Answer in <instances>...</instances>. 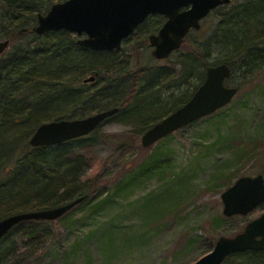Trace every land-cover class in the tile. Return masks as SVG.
Returning a JSON list of instances; mask_svg holds the SVG:
<instances>
[{"label": "rangeland", "instance_id": "obj_1", "mask_svg": "<svg viewBox=\"0 0 264 264\" xmlns=\"http://www.w3.org/2000/svg\"><path fill=\"white\" fill-rule=\"evenodd\" d=\"M243 1L232 0L231 4L238 6ZM4 8V0H0V17L5 13ZM260 12L259 8L253 12L254 17ZM257 19L264 22V12ZM220 20V13L215 12L201 20L198 30L202 38L213 34ZM253 23L256 20L250 25ZM157 24V15H154L140 31L149 32L156 29ZM237 28L232 27L231 32L237 34ZM226 31L222 28L219 37L213 39L212 42L218 40V44L212 43L208 62L232 56L233 48H227L224 43ZM139 32L130 44H125L127 54L131 55L129 67L166 65L165 61L152 59V48L145 44V38L138 40L142 38ZM11 45L10 42L6 50ZM176 57L173 54L171 59ZM90 76L82 77L81 90L95 86V80L84 83ZM195 80L192 79V84L198 82ZM226 84L239 88L230 104L148 148L141 144L142 136L137 134L139 122L134 115L147 111L151 105L145 118L157 117L171 105L172 99L179 100L190 90L167 91L159 85L147 91L146 97L152 98L148 97L147 104L136 106V112L114 114L103 121L97 132L90 134L94 160L84 168L85 176L98 174L100 187L95 189L88 203L82 207L76 205L77 209L68 213L63 221L45 220L33 224L34 229L42 233V242L29 239L22 228L16 231L2 245L8 259L22 264H191L212 250L220 236L233 237L240 233L264 208L228 218L223 214L221 194L241 176L264 175V63L244 76L236 68ZM172 93L175 96L170 99ZM21 130L23 128L12 127L5 136L12 137ZM247 146L253 150H249L247 156L239 154L238 148L244 150ZM159 150L166 164L162 163L159 171L145 175L143 164ZM220 174L228 176L214 186ZM165 191H168L165 206L176 201L179 206L171 215L155 221L153 215L143 211V206L147 199L160 198ZM109 194L112 199L96 206Z\"/></svg>", "mask_w": 264, "mask_h": 264}, {"label": "trees", "instance_id": "obj_2", "mask_svg": "<svg viewBox=\"0 0 264 264\" xmlns=\"http://www.w3.org/2000/svg\"><path fill=\"white\" fill-rule=\"evenodd\" d=\"M55 2L64 0H4L5 13L0 17V38L10 40L12 45L0 56V219L19 212L49 209L87 195L79 203V207H82L102 184L98 174L85 176L84 172V168L94 160L91 157L93 144L90 135L58 145L32 147L29 139L38 125L59 119H81L92 112L115 107L119 108L115 114L129 113L135 108L137 110L141 103L147 104L150 101L148 97H151H146L147 91L159 85L166 87L167 91H179L182 88L190 90L176 101H173L175 94L172 93L170 99L173 102L157 117L145 118L151 105L147 111L134 115L139 122L137 134L142 135L188 102L205 79L209 66L225 62L231 66L232 74L238 68L244 76L264 63V22L257 19L264 12V6H261L264 0H244L238 6L232 5V2L220 5L212 11L220 13V24L209 37L202 38L201 31H192L182 47L173 53L177 55L176 59H171V54L163 60L168 63L166 65H139L134 68L129 67L131 55L127 54L125 44H130V39L138 35L140 29L130 39L124 40L120 51L111 52L84 48L78 44L75 34L67 30L38 35L34 31L38 15L46 13ZM258 8L261 12L254 17L253 12ZM155 15L158 24L151 33L159 30L162 27L159 24L165 22V17ZM252 20H256V23L250 25ZM232 27H238L237 34L231 32ZM222 28L227 30L224 43L227 48H233L232 56L210 63L207 60L209 51L213 44H218V40L212 41L219 37ZM258 30H261L259 39L256 37ZM150 32L140 31L142 38L138 40L145 38L147 42ZM76 51L84 54L77 55ZM66 74L70 75L67 79L63 77ZM90 75L95 76V86L90 90H81L79 82L82 77ZM192 79L198 82L192 84ZM190 86L191 89H188ZM158 96H154V100ZM26 123L30 124L24 128ZM15 126L23 130L6 137L5 133ZM238 149L242 156H247L249 150H253L249 146L244 150ZM162 163L166 164L159 150L143 164L142 173L148 175L159 171ZM227 176H217L214 186ZM167 194L168 191H165L160 198L145 201L143 211L153 215L155 221L163 220L179 206L177 201L165 206ZM110 199L111 194L99 200L96 206ZM261 206L264 208V204ZM76 209L77 206L59 220L63 221L68 213ZM42 221L45 220L22 221L0 239V264H22L19 260L8 259L9 255L2 245L20 228L25 230L29 239L42 242V233L33 227V224ZM222 264H264V251L237 252Z\"/></svg>", "mask_w": 264, "mask_h": 264}, {"label": "water", "instance_id": "obj_3", "mask_svg": "<svg viewBox=\"0 0 264 264\" xmlns=\"http://www.w3.org/2000/svg\"><path fill=\"white\" fill-rule=\"evenodd\" d=\"M232 0H64L55 2L45 14H39L34 31L42 36L47 32L69 31L78 36L80 46L93 51H120L123 41L150 16H165L163 26L151 34L150 45L154 59L166 60L180 49L191 29L201 28V20L220 5ZM10 45L0 40V56ZM232 74L227 63L208 67L205 79L187 103L148 128L141 144L148 148L182 127L212 115L230 104L239 92L226 81ZM91 75L84 83L94 81ZM119 110H103L81 119H59L42 123L30 137L32 147L58 145L93 133L106 119ZM87 195L49 209L19 212L0 219V239L22 221L58 220L85 200ZM226 217L248 215L264 204V175L241 176L221 194ZM207 254L191 264H222L230 255L241 251H264V211L248 222L235 236H220Z\"/></svg>", "mask_w": 264, "mask_h": 264}, {"label": "flooded vegetation", "instance_id": "obj_4", "mask_svg": "<svg viewBox=\"0 0 264 264\" xmlns=\"http://www.w3.org/2000/svg\"><path fill=\"white\" fill-rule=\"evenodd\" d=\"M153 17H154V15L148 17V18H147V19H146V20H145V21H144V22H143V23H142V24H141V25H140V26H139L134 32H136L138 29L141 30L143 24H146V22H147L149 19L153 18ZM162 26H163V25H162ZM140 30H139V31H140ZM192 31H196V30L191 29V30L189 31V33L192 32ZM134 32H133V33H134ZM144 32L147 33L148 31H145V30H144ZM149 32H150V31H149ZM156 32H157V31H156ZM133 33H132V34H133ZM154 33H155V31H154L153 33L150 32V33H148V35H147V38H148L147 40H148V41L145 42V44H147V46H148L149 48H152V46L150 45V37H149V36H150L151 34H154ZM189 33H188V34H189ZM188 34H187V35H188ZM131 36H132V35H131ZM131 36H130V37H131ZM130 37H128V39H130ZM128 39H126V40H128ZM130 41H132V39H130ZM123 44H124V41H123ZM123 44H122V45H123ZM153 50H154V48H152V52H153ZM175 52H176V51H175ZM172 54H173V53H172Z\"/></svg>", "mask_w": 264, "mask_h": 264}]
</instances>
